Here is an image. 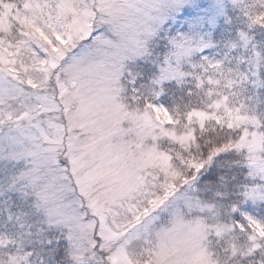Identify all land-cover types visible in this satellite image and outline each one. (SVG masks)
Segmentation results:
<instances>
[{
    "label": "snow or ice",
    "instance_id": "6c2138e0",
    "mask_svg": "<svg viewBox=\"0 0 264 264\" xmlns=\"http://www.w3.org/2000/svg\"><path fill=\"white\" fill-rule=\"evenodd\" d=\"M0 264H264V0H0Z\"/></svg>",
    "mask_w": 264,
    "mask_h": 264
}]
</instances>
